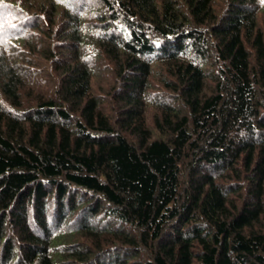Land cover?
<instances>
[{"label": "trees", "instance_id": "obj_1", "mask_svg": "<svg viewBox=\"0 0 264 264\" xmlns=\"http://www.w3.org/2000/svg\"><path fill=\"white\" fill-rule=\"evenodd\" d=\"M0 264H264V0H0Z\"/></svg>", "mask_w": 264, "mask_h": 264}]
</instances>
